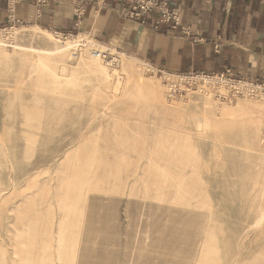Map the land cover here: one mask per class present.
<instances>
[{
    "label": "rangeland",
    "instance_id": "1",
    "mask_svg": "<svg viewBox=\"0 0 264 264\" xmlns=\"http://www.w3.org/2000/svg\"><path fill=\"white\" fill-rule=\"evenodd\" d=\"M46 32L0 29V264H264V98Z\"/></svg>",
    "mask_w": 264,
    "mask_h": 264
},
{
    "label": "crops",
    "instance_id": "2",
    "mask_svg": "<svg viewBox=\"0 0 264 264\" xmlns=\"http://www.w3.org/2000/svg\"><path fill=\"white\" fill-rule=\"evenodd\" d=\"M180 15V25L126 17L122 0H0V29L16 27L83 36L130 56L153 73L188 77L229 72L264 83V0H158Z\"/></svg>",
    "mask_w": 264,
    "mask_h": 264
},
{
    "label": "built area",
    "instance_id": "3",
    "mask_svg": "<svg viewBox=\"0 0 264 264\" xmlns=\"http://www.w3.org/2000/svg\"><path fill=\"white\" fill-rule=\"evenodd\" d=\"M11 3L15 0H6ZM38 5H45L46 0H35ZM131 4L129 12L126 17L130 20L142 21L145 23V17L153 12L159 14V20L155 23L157 27L160 23H173L175 29L180 24V15L176 9H170L166 2H159L158 0H122ZM71 48L73 50V58L77 59L81 52L86 49L83 43H77ZM91 57L106 61L108 54L99 51H90ZM193 83L197 84L199 81L206 86L209 91H212L218 99H237V98H264V83H256L247 80H237L230 76L229 72L217 75H193L187 77ZM218 87H225L228 91L227 95L216 93ZM262 142L264 143V120L262 129Z\"/></svg>",
    "mask_w": 264,
    "mask_h": 264
},
{
    "label": "bare ground",
    "instance_id": "4",
    "mask_svg": "<svg viewBox=\"0 0 264 264\" xmlns=\"http://www.w3.org/2000/svg\"><path fill=\"white\" fill-rule=\"evenodd\" d=\"M16 30V29H15ZM24 33H25V31H24ZM47 33V32H46ZM18 35V32L16 33V32H14V34L12 35L13 36V38H16V36ZM47 35H50V34H47ZM43 36V35H42ZM47 37V36H46ZM72 39H74L75 37H71ZM39 39H41V38H39ZM48 39V38H47ZM51 38H49V40H50ZM42 40V39H41ZM71 40V39H70ZM83 40V39H82ZM43 41H45V40H43ZM51 41H53L52 39H51ZM73 41V40H72ZM75 41V40H74ZM84 41V40H83ZM58 42V41H57ZM46 43H47V41H46ZM50 43V42H49ZM52 43V42H51ZM76 43V42H75ZM62 46H64V49L63 50H65V49H68V48H71V46H73V45H71V46H69V47H65V45L63 44ZM13 48H14V50H16V51H19V52H29V53H32V55H34V56H36V57H38L39 59H41V61H47V59H49L50 57H52L53 55H56V54H58V53H60L61 51H63V50H60L59 48H54V49H34V48H26V47H23V46H13ZM84 52V51H83ZM31 55V56H32ZM119 56H120V54H119ZM81 57H84V56H81ZM55 59V58H54ZM95 59V58H94ZM94 59H92L91 58V54H90V60L89 61H91V63H93V65H91L92 66V69L94 68L95 70H97V69H99V67H98V64H99V62L98 61H94ZM120 59V58H119ZM82 60V59H81ZM80 60V61H81ZM95 60H98V59H95ZM114 60V59H113ZM112 60V61H113ZM86 61V60H85ZM103 62H105V64L104 65H106V66H108L109 65V62H106V61H103ZM114 62V61H113ZM120 62V61H119ZM98 63V64H97ZM86 64V63H85ZM59 65V64H58ZM57 65V66H58ZM61 65V64H60ZM59 65V66H60ZM119 65H120V63H119ZM62 66V65H61ZM111 67V66H110ZM119 67V66H118ZM123 70L125 71H123V73H129V72H126V70H131L130 68H128V67H126V64H124L123 66ZM94 69H93V72H94ZM60 70V69H59ZM91 71V70H90ZM123 77V76H122ZM125 78V77H124ZM127 78V77H126ZM131 78V77H130ZM127 80V79H126ZM133 80V79H132ZM126 83V82H125ZM136 83V82H135ZM132 84V83H131ZM126 85V84H125ZM126 88V87H125ZM204 105L205 106H207V105H210L209 103H207L206 101H204ZM253 111V112H252ZM252 111H251V113H254L255 115H259V111L257 112V110L255 111V109H252ZM216 118V117H215ZM32 262H33V259H32ZM32 262H30L29 261V263L28 264H30V263H32Z\"/></svg>",
    "mask_w": 264,
    "mask_h": 264
}]
</instances>
